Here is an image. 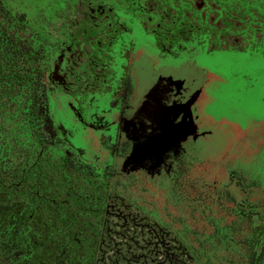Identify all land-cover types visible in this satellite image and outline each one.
<instances>
[{"label":"trees","instance_id":"1","mask_svg":"<svg viewBox=\"0 0 264 264\" xmlns=\"http://www.w3.org/2000/svg\"><path fill=\"white\" fill-rule=\"evenodd\" d=\"M43 35L26 13L0 0V264H119L110 194L134 186L66 146L50 110ZM231 176L235 187L214 193L227 202L232 225L249 229L245 264H264V195L251 200L264 190Z\"/></svg>","mask_w":264,"mask_h":264},{"label":"rangeland","instance_id":"2","mask_svg":"<svg viewBox=\"0 0 264 264\" xmlns=\"http://www.w3.org/2000/svg\"><path fill=\"white\" fill-rule=\"evenodd\" d=\"M6 1L45 31L63 0ZM243 47L232 50L230 72L213 77L215 83L204 92L199 108L181 116L176 158L162 162L161 153L147 154L140 145L135 151L141 154L135 159H118L119 172L126 167L123 183L134 186L110 194V243L121 250L119 264H173L168 262L171 254L176 256L174 264H245L242 241L249 229L233 226L227 202L211 193L226 181L229 170L244 182L256 180L264 190L259 73L264 47ZM247 67L256 69L252 76L238 74V69ZM50 87V110L58 124L60 100L51 79ZM179 156L182 165L174 162ZM263 195L259 192L251 200ZM116 216H127L129 222Z\"/></svg>","mask_w":264,"mask_h":264},{"label":"flooded vegetation","instance_id":"3","mask_svg":"<svg viewBox=\"0 0 264 264\" xmlns=\"http://www.w3.org/2000/svg\"><path fill=\"white\" fill-rule=\"evenodd\" d=\"M61 3L55 10L56 14L51 17V27L46 28L42 37L48 48V55H46V61L49 62L50 67L48 90L51 88V79L57 88L58 97L61 90L75 97L96 94L97 87L94 86L99 87L109 82L114 84V82L111 77H108L107 72L99 69V65H94L98 64L97 61L85 66L81 71L74 69L82 47L91 45L93 54L99 55L111 54V51L117 52L121 48L126 49L124 59L126 74L121 85L118 107L112 114L109 109L101 110V116L98 119L95 113L89 114L87 118L93 123L91 128L96 130L88 134V136L92 135L93 139L86 140L87 148L81 150L72 146L77 133L74 126L66 125L67 122L60 120L58 124L56 122L66 146L77 151L83 161L94 163L99 169L104 167L113 169L117 173H121L118 170L119 158L130 156L135 159L141 154L135 151L137 146H144L141 148L147 154L161 153L162 162H165L176 158L175 151L179 145V132L178 136L173 137L171 141L152 148H149L147 144L151 137H148L144 130L138 134L135 129H130L132 133L124 132V115L134 91L132 67H134V57L139 52L133 33H151L162 42L170 34L171 30L166 24L171 21L177 22L180 27L196 28L198 24V28L207 31V36L203 34L206 40L217 32V44L220 46L224 43L225 48L231 52L233 49L238 52L244 48L243 46L249 44L264 47V0H63ZM189 8V12L185 10ZM202 13L207 17L210 15L212 20L205 21L204 24ZM214 24H217L216 30L212 28ZM121 36H128V40L123 42ZM185 47L189 48L188 45ZM183 55L187 56L185 58L187 63L194 58L192 52L183 53ZM195 68L194 66L191 70L185 67L184 70L181 69L182 92L181 94H178L177 90L174 92L176 103L180 102L181 107L178 117L179 126L181 116L188 117L199 108L197 105L204 92H207V89L215 83H213V77H220L216 74L217 72H213L212 76L211 71H200ZM71 78L74 82H71ZM88 85H93V88ZM77 116L80 118L79 115ZM66 130L73 135L67 134ZM182 160L179 156L174 162L176 165H182ZM124 168H121L123 171L121 174L126 175ZM231 171L229 170L228 178L224 183L212 188L211 193L216 199H220L214 193L217 188L235 187V178L231 176Z\"/></svg>","mask_w":264,"mask_h":264},{"label":"crops","instance_id":"4","mask_svg":"<svg viewBox=\"0 0 264 264\" xmlns=\"http://www.w3.org/2000/svg\"><path fill=\"white\" fill-rule=\"evenodd\" d=\"M185 10L189 12L190 8ZM202 19L205 24V21H211L212 17L210 15L207 17L202 13ZM214 22H217V15ZM199 24L202 25V23ZM166 25L171 31L168 39L165 38L162 42L151 33H133L139 52L134 57L133 74H131L134 91L124 115L123 129L125 133L131 132L130 129H135L137 134L144 130L148 137H151L147 142L149 148L159 146L178 136V117L181 107L180 102L176 103L174 92L176 90L178 94L182 92L181 69L184 70L185 67L191 70L195 66L200 71H211L212 76L213 72L224 76L225 72H230V61L232 60L231 51L225 48V44L222 43L220 46L217 44V32L206 40L203 34L207 36V31L198 28V24L196 28L180 27V24L171 21ZM216 25H212L214 30H216ZM121 39L124 42L128 40V36H121ZM92 48L91 45L82 47L74 69L81 71L85 66L97 61L98 64L94 65H99L101 71L107 72L114 84L109 82L99 87L94 86L97 87V93L90 96L83 94L81 97H75L61 90L59 97V120L77 129L72 146L81 150L87 148V139H93L92 135L88 136V134L96 130L91 128L93 123L87 117L95 113L98 119L103 109L111 110V114L116 112L122 81L126 74L125 48L117 52L111 51V54L100 55L93 54ZM188 52H192L194 56L189 63L185 59L187 56L183 55ZM72 81L74 82V79L71 78ZM88 86L93 88V85ZM87 92L90 93V91ZM114 116L115 120L116 115Z\"/></svg>","mask_w":264,"mask_h":264},{"label":"snow or ice","instance_id":"5","mask_svg":"<svg viewBox=\"0 0 264 264\" xmlns=\"http://www.w3.org/2000/svg\"><path fill=\"white\" fill-rule=\"evenodd\" d=\"M238 74L240 75H250L252 76L254 72L256 71L253 67H247V68H240L237 70ZM259 73H260V81H261V89H260V100L262 105H264V58L261 59L260 66H259ZM255 80H253V83Z\"/></svg>","mask_w":264,"mask_h":264}]
</instances>
